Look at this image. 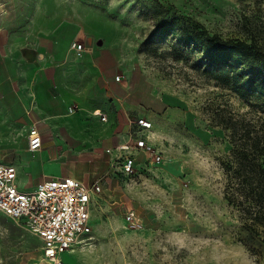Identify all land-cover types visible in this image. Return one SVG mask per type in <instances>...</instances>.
Listing matches in <instances>:
<instances>
[{
    "label": "rangeland",
    "instance_id": "rangeland-1",
    "mask_svg": "<svg viewBox=\"0 0 264 264\" xmlns=\"http://www.w3.org/2000/svg\"><path fill=\"white\" fill-rule=\"evenodd\" d=\"M173 14L192 17L225 38L264 46V0H0L5 35L30 41L33 32L63 23L56 33L70 47L85 46L81 59L99 58L112 73L114 96H127L152 119L163 155L152 165L139 158L142 170L135 177L117 173L102 181L92 233L64 253L63 264H264V229L246 228L241 209L229 204L224 168L243 139L264 137V108L254 96L241 97L203 74L170 36L153 34ZM73 106L90 129V112ZM74 145L64 141L52 160L92 185L103 176L100 165ZM0 147L1 158L43 169L26 141L16 154L15 144ZM129 211L140 223L127 220ZM41 257V238L0 211V264H46Z\"/></svg>",
    "mask_w": 264,
    "mask_h": 264
},
{
    "label": "crops",
    "instance_id": "crops-1",
    "mask_svg": "<svg viewBox=\"0 0 264 264\" xmlns=\"http://www.w3.org/2000/svg\"><path fill=\"white\" fill-rule=\"evenodd\" d=\"M62 26L63 23L57 25L51 32H33L30 41L14 32L5 35L0 30V146L15 144L12 153L16 154L18 144L26 141V148L43 163V169L37 170L30 161H9L0 156V162L16 165L17 185L22 191L33 190L45 179L70 176L64 173L62 164L52 160L59 156L66 140L75 143L79 155L98 161L103 176L97 180L104 182L116 176L119 172L106 149L127 141L138 128L134 123L138 118L152 121L127 96H114L112 73L102 68L99 58L78 57L72 46L56 33ZM73 105L90 112L94 124L90 129L82 123L81 113H74L79 111L76 107L70 111ZM97 109L107 114L106 121L95 114ZM33 128L38 130V137H33L34 148L28 136ZM146 134L160 152L153 132ZM1 149L0 154L4 153ZM139 158L146 160L145 155ZM142 161H138L141 168ZM34 174L38 177L34 178Z\"/></svg>",
    "mask_w": 264,
    "mask_h": 264
},
{
    "label": "built area",
    "instance_id": "built-area-1",
    "mask_svg": "<svg viewBox=\"0 0 264 264\" xmlns=\"http://www.w3.org/2000/svg\"><path fill=\"white\" fill-rule=\"evenodd\" d=\"M72 48L78 57H83L85 46L74 42ZM120 80V76H117ZM70 107V111H75ZM95 114L106 121V113L97 109ZM138 128L129 139L106 149L112 155V165L127 178L139 175L138 156L145 155V163L156 164L163 155L148 141L146 131L153 127L146 117L134 122ZM30 145L38 130L29 133ZM38 140V139H37ZM18 169L15 164L0 162V211L18 223L30 228L43 242L42 259L50 264H63L62 256L75 245L81 244L92 233V210L95 199L102 191V182L96 180L88 185L74 177H56L37 183L31 191H22L17 185ZM127 220L140 223L135 212L127 213Z\"/></svg>",
    "mask_w": 264,
    "mask_h": 264
},
{
    "label": "trees",
    "instance_id": "trees-1",
    "mask_svg": "<svg viewBox=\"0 0 264 264\" xmlns=\"http://www.w3.org/2000/svg\"><path fill=\"white\" fill-rule=\"evenodd\" d=\"M153 34L170 36L179 54H188L201 72L241 97L254 96L264 108V46L255 39L225 38L203 23L173 14ZM225 197L241 209L246 228L264 229V137L243 139L224 165Z\"/></svg>",
    "mask_w": 264,
    "mask_h": 264
}]
</instances>
